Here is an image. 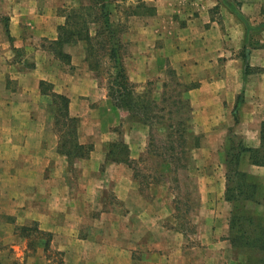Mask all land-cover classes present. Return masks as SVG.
<instances>
[{
  "label": "crops",
  "instance_id": "1",
  "mask_svg": "<svg viewBox=\"0 0 264 264\" xmlns=\"http://www.w3.org/2000/svg\"><path fill=\"white\" fill-rule=\"evenodd\" d=\"M92 6L0 0V217L10 228L37 224L68 264H264V165L252 160L264 152V0L108 1L132 82L166 67L189 77L199 204L182 216L196 218L195 234L172 221L177 206L146 199L127 163L109 159L107 136L125 112L99 92ZM56 94L68 98V116ZM63 117L77 122L88 155L67 153L75 151L56 128ZM230 139L247 149L237 168L252 197L228 189ZM40 256L26 263L46 264Z\"/></svg>",
  "mask_w": 264,
  "mask_h": 264
},
{
  "label": "rangeland",
  "instance_id": "2",
  "mask_svg": "<svg viewBox=\"0 0 264 264\" xmlns=\"http://www.w3.org/2000/svg\"><path fill=\"white\" fill-rule=\"evenodd\" d=\"M125 26L128 27V24ZM124 53L128 56L129 50ZM165 69L160 76L148 79L144 84H136L133 96L137 102L135 112L119 107L122 113L125 112V117L121 125L110 128L107 136L108 140L111 138L109 142L112 147L109 159L127 163L131 177L138 181L146 199L158 197L172 207L177 206L172 221L176 226H190L191 233L195 234L196 218L188 224L186 216H182L195 211L199 204L196 158L191 150L199 138L190 136L192 110L183 94L189 77L170 67ZM111 72L113 69L109 63H101L95 73L102 95L108 96V86L113 80ZM190 75L194 81L197 79L196 75ZM56 102L63 109L64 106ZM56 128L61 129L66 146L73 147L80 140L76 121L63 117ZM133 142L136 150L132 153L129 146ZM7 218L6 214L0 217V264H27L26 257L32 254L36 257L44 255L46 264H68L64 255L56 253L54 249L43 254L49 237L39 232L37 224L22 226V223H18L10 228L7 227Z\"/></svg>",
  "mask_w": 264,
  "mask_h": 264
},
{
  "label": "trees",
  "instance_id": "3",
  "mask_svg": "<svg viewBox=\"0 0 264 264\" xmlns=\"http://www.w3.org/2000/svg\"><path fill=\"white\" fill-rule=\"evenodd\" d=\"M95 9V14L93 19L98 23V28L96 29V35L94 37H88V42L90 44V52L94 55L92 56L94 61L92 66L98 70L101 63H109V66L113 69L111 72V77L113 80L110 81L108 86L109 92L108 95L114 100V103L117 107L127 108L132 111L136 108V101L133 96H135L137 85L130 80L128 75L126 65H125V50H127L126 43L122 40V33L124 28L121 24H114L110 19V9L108 7V1L110 0H91ZM237 15L247 23L244 19V16L237 11ZM74 17L81 18L80 14L72 15ZM68 33V32H67ZM243 57L246 58V47L243 50ZM111 69L108 70V72ZM57 100L63 107L59 106L58 111L63 116H68V98L61 94L55 95ZM135 112V111H134ZM136 115V114H134ZM74 121V119H71ZM264 128V124H263ZM181 138V137H180ZM183 138V136H182ZM262 141H264V129L262 132ZM66 144V143H65ZM75 152L67 151L70 155L84 157L88 155V151L84 152L85 146H82L78 143L73 144ZM247 149L241 145L238 148L233 146L232 140L230 139V146H227L226 149V162L228 164V180L232 182V185L228 186V189L240 190L246 197H252L255 192V187L247 186L243 182L242 173L238 171V162L243 152H246ZM253 151V150H251ZM252 160L256 164L264 165V152L256 150L252 152ZM240 193V194H241ZM244 206V203H243ZM242 208V204L239 205ZM244 220V219H243ZM247 226V225H246ZM49 237L45 244V251L51 249L50 241L51 234L43 231ZM56 253L61 254V252L56 251Z\"/></svg>",
  "mask_w": 264,
  "mask_h": 264
}]
</instances>
